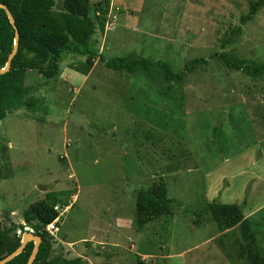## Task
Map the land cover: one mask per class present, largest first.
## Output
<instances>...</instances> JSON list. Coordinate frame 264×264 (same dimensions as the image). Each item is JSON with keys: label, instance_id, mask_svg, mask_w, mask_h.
<instances>
[{"label": "rangeland", "instance_id": "1", "mask_svg": "<svg viewBox=\"0 0 264 264\" xmlns=\"http://www.w3.org/2000/svg\"><path fill=\"white\" fill-rule=\"evenodd\" d=\"M107 1L103 30L87 40L96 54L134 53L176 72L196 57L207 63L182 82L156 66L127 73L73 53H62L52 78L28 71L33 104L0 119V226L18 227L31 203L64 193L51 255L246 264L240 228L220 231L204 211L214 201L241 207L264 256V74L253 79L210 57L263 62L264 5L241 24L251 0ZM54 2L58 16L62 0ZM159 178L173 212L138 228L135 195Z\"/></svg>", "mask_w": 264, "mask_h": 264}, {"label": "trees", "instance_id": "2", "mask_svg": "<svg viewBox=\"0 0 264 264\" xmlns=\"http://www.w3.org/2000/svg\"><path fill=\"white\" fill-rule=\"evenodd\" d=\"M108 3L107 0L93 3L91 0H62L63 12L57 16L53 12L54 0H0V4L5 5L12 15L18 32L16 52L8 69L0 73V119L8 113L31 107L34 101L29 97L32 87L24 84L27 72L34 71L45 79L56 76L62 53L88 55L90 65L93 63V55H97V60L107 68L127 73L156 66L164 79L177 82H182L185 74L198 65L207 63L206 57H196L185 62L183 68L176 72L163 61L151 60L134 53L109 58L101 53L96 54L88 46L87 40L97 29L103 30ZM263 5L264 0L249 1L247 12L239 17L240 23L252 20ZM14 32L5 9L0 7V68L5 66L7 57L14 48ZM232 32L237 33L238 29L234 28ZM210 57H218L226 67L241 70L253 79L264 74V61L254 63L234 60L222 52ZM58 194L52 193L45 199L31 203L22 211V223L18 227L11 223L9 226H0V260L20 245L23 232L32 230L39 236L40 244L31 264L80 262L79 257L67 259L60 253L51 255L52 238L44 228L58 215L54 209L57 203L61 202V207L69 205L65 194L60 193V199L57 198ZM173 202L167 196L162 178L152 179L147 187L140 188L135 195L136 226L139 228L163 215L172 214ZM203 209L220 231L235 226L240 228L243 243L239 247L238 257L241 260L246 264H264V256L257 248L251 224L239 205L211 201ZM32 248L33 242H26L20 253L3 264H25Z\"/></svg>", "mask_w": 264, "mask_h": 264}, {"label": "water", "instance_id": "3", "mask_svg": "<svg viewBox=\"0 0 264 264\" xmlns=\"http://www.w3.org/2000/svg\"><path fill=\"white\" fill-rule=\"evenodd\" d=\"M0 7L5 9L7 18L9 20V22L12 24V26L14 27V30H15V32H14V48H13L12 52L8 55L5 66L3 68H0V73H3V72H5L8 69L9 64H10V60L13 57V55L15 54V52H16L18 32H17L16 26L14 24V19H13L12 15L10 14L9 10L3 4H0ZM39 189L42 190L43 188L41 186H39ZM28 241H32L33 242V248H32V251L30 253V256H29V258H28V260L26 261L25 264H31L33 262L34 258H35V255H36L37 251H38V247H39V244H40V238H39V236L35 235L34 233H32L30 231L29 232H24L22 234L20 245L13 252H11L10 254L6 255L4 258H2L0 260V264H3L5 262L9 261L11 258H13V256H15L18 253H20L22 251L25 243L28 242Z\"/></svg>", "mask_w": 264, "mask_h": 264}, {"label": "built area", "instance_id": "4", "mask_svg": "<svg viewBox=\"0 0 264 264\" xmlns=\"http://www.w3.org/2000/svg\"><path fill=\"white\" fill-rule=\"evenodd\" d=\"M55 210H57V206L54 207ZM59 220V216L57 215L51 222L46 224L44 230L48 232L51 236L54 235L56 231H58L57 222ZM32 231V230H30ZM17 234H19V231L17 230Z\"/></svg>", "mask_w": 264, "mask_h": 264}, {"label": "crops", "instance_id": "5", "mask_svg": "<svg viewBox=\"0 0 264 264\" xmlns=\"http://www.w3.org/2000/svg\"><path fill=\"white\" fill-rule=\"evenodd\" d=\"M68 206H69V205H68ZM66 207H67V206H66ZM70 244H71V243H67V245H70ZM61 245H62L61 247L64 249L65 246H64V242H63V241H61ZM71 245H72V244H71ZM68 259H69V258H68Z\"/></svg>", "mask_w": 264, "mask_h": 264}, {"label": "clouds", "instance_id": "6", "mask_svg": "<svg viewBox=\"0 0 264 264\" xmlns=\"http://www.w3.org/2000/svg\"><path fill=\"white\" fill-rule=\"evenodd\" d=\"M57 208H58V207H57ZM56 211H57V210H56ZM17 230H18V229H17ZM29 231H30V230H27V231H25V232H29ZM30 232H32V231H30ZM23 233H24V232H23ZM23 233H22V234H23ZM32 233H33V232H32ZM22 234H21V236H22Z\"/></svg>", "mask_w": 264, "mask_h": 264}]
</instances>
